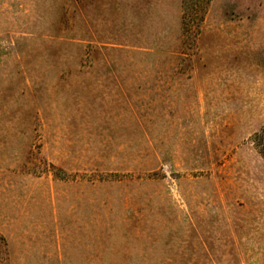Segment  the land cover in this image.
Here are the masks:
<instances>
[{
    "label": "rangeland",
    "instance_id": "1",
    "mask_svg": "<svg viewBox=\"0 0 264 264\" xmlns=\"http://www.w3.org/2000/svg\"><path fill=\"white\" fill-rule=\"evenodd\" d=\"M183 3L0 0V264H264V0Z\"/></svg>",
    "mask_w": 264,
    "mask_h": 264
},
{
    "label": "trees",
    "instance_id": "2",
    "mask_svg": "<svg viewBox=\"0 0 264 264\" xmlns=\"http://www.w3.org/2000/svg\"><path fill=\"white\" fill-rule=\"evenodd\" d=\"M210 2L211 0H184L182 29L185 37L193 31L194 36L200 33L201 24L204 21ZM192 44H195V41Z\"/></svg>",
    "mask_w": 264,
    "mask_h": 264
}]
</instances>
